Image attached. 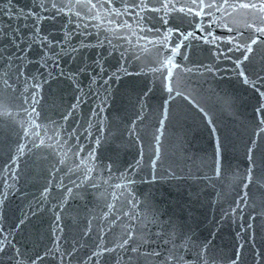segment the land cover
<instances>
[{
  "label": "water",
  "instance_id": "95a60500",
  "mask_svg": "<svg viewBox=\"0 0 264 264\" xmlns=\"http://www.w3.org/2000/svg\"><path fill=\"white\" fill-rule=\"evenodd\" d=\"M112 2L119 7L122 0ZM5 3L0 0V6ZM13 3L25 7L31 0ZM146 15L139 27L132 17L110 16L106 8L86 18L72 43L80 47L84 40L89 47L76 61H61L72 78H62L55 104L46 88L38 109L41 127L33 131L50 147L34 149L36 136L25 137L18 125L0 116V229L30 256L78 248L84 257L97 244L114 241L128 227L125 213L131 210L150 228L153 221L175 226L194 242L209 243L216 264H231L237 252H242L238 264H264V219L253 221L257 213L241 202L247 150L253 141L264 149V114L257 111L264 97L252 87L255 81L264 88L257 78L264 75V36L251 53L244 51L249 37L256 38L247 25L259 20L241 9L228 18L233 31L214 25L213 39L206 31L196 32L199 21L191 17L174 15L161 26L155 14ZM124 20L131 30L122 26ZM209 22L205 19V26ZM66 23L58 18L41 27L45 34L59 33ZM153 25L160 33L148 31ZM177 27L194 35L185 39ZM161 34L170 38L167 48L148 42ZM233 37L232 44L226 43ZM97 60L103 73L76 71L85 63L96 68ZM169 68L171 81L165 79ZM37 264L55 262L48 258Z\"/></svg>",
  "mask_w": 264,
  "mask_h": 264
},
{
  "label": "snow or ice",
  "instance_id": "6c2138e0",
  "mask_svg": "<svg viewBox=\"0 0 264 264\" xmlns=\"http://www.w3.org/2000/svg\"><path fill=\"white\" fill-rule=\"evenodd\" d=\"M97 8H106L110 16H130L136 21L138 27L140 22L147 18L146 14H155L154 18L158 19L161 26H167L170 18L174 15H179L182 18L191 17L199 21V27H196L195 31H206L210 36H213V39H216L212 31L213 26L232 32L233 28L230 26L228 18L242 9L259 20L257 23V20L253 19L247 25L248 29L256 34V38L249 37L250 43L245 44L244 51L251 53L252 45L257 44L260 36H264V0H246V2L190 0V3L159 0L158 4L149 3L148 0H122L119 7L112 0H105L103 4L94 3L93 0H31L30 5L25 7H17L13 0H7V3L0 6V12L3 14L0 16V116L11 120L13 125H18L25 137L36 136L37 139L31 141L36 150L50 147L43 138L39 137L37 132L33 131L41 127L37 123L41 117V112L38 109L41 102L46 100L45 89L47 88L49 92L51 103L55 104L56 92L60 90V85L63 83L62 78H72L65 73L61 61L65 57H71L73 61H76L82 50L89 47V44L84 40L80 41V47L73 44L72 40L75 36L82 34L81 25ZM161 12L164 15H159ZM58 18H64L67 21L61 26L60 32L45 34L41 27L43 22L55 21ZM73 19L76 21L74 28L70 27ZM205 19L210 21L206 26ZM109 22L112 23L111 20ZM115 23L119 29L121 27L119 19ZM122 26L131 30V25L127 20H124ZM84 28H87L86 24H84ZM141 30L143 31V29ZM153 30L160 33V29L155 25L148 29V31ZM171 31L172 29H168V32ZM176 31L185 39L194 35V33L184 34L178 27ZM123 38L127 39V37ZM235 39L233 37L226 43L232 44ZM148 42L154 47L158 45L159 48H167L171 41L167 34H161L160 40ZM204 42L208 43L209 41L205 39ZM181 46L182 42L177 45V47ZM235 47L240 49L241 43H236ZM171 51L175 52L176 48H172ZM248 59L249 56L245 55L244 60ZM95 63L96 68H91L85 63L76 71L78 73L91 71L96 75L103 73L104 67L98 60ZM175 67L179 69L180 66L176 65ZM153 70L160 71L159 68ZM71 71L70 69L69 73ZM187 71L191 72L192 69H187ZM240 75L244 77V83L247 84L249 78L245 72L241 71ZM257 78L264 84V75L257 74ZM165 79L171 81V68L168 69ZM104 83L107 84L108 81L105 80ZM167 87L171 93V84L169 83ZM252 87L259 91L261 97H264V88H258L255 81H253ZM72 107L74 109L76 105H72ZM21 110L27 114L28 120L22 118ZM100 111L102 112L104 109L101 107ZM257 111L264 114V103L259 104ZM70 116L71 112L65 114L64 121H67ZM16 117H21V119H16ZM26 123L29 125L28 128H25ZM260 123L264 124V119ZM7 128L8 126L5 125V131ZM60 128L62 129L63 125H60ZM98 130L104 131L103 128ZM261 132H264V128H261ZM57 142L59 143V141ZM97 144H99V140H97ZM25 147L27 145L21 146L19 151H23ZM246 155V172L241 178L244 188L241 202L246 206L249 204L252 206V211L257 213L251 217L255 221L258 217L264 219V149L256 146V142L253 141ZM89 158H93L92 153L89 154ZM91 170L89 169V171ZM108 171H111L110 165ZM112 207L114 206L109 205L110 209ZM133 207H135L134 204ZM237 207L239 208V205ZM125 215L128 217V227L110 244H97L84 257L79 255L78 248L63 252L49 250L50 257L49 254L41 257L39 253L30 256L11 242L7 235H3V230L0 229V264H37L38 260L43 261L48 258L55 264H216V258L211 252L209 243H196L175 226H166L153 221L155 227L150 228L139 215L131 210ZM105 220H107V216H105ZM249 226L251 227V225ZM240 247L243 249V245ZM241 257L242 252L234 254L231 264H238ZM261 259H264V255L261 256Z\"/></svg>",
  "mask_w": 264,
  "mask_h": 264
}]
</instances>
